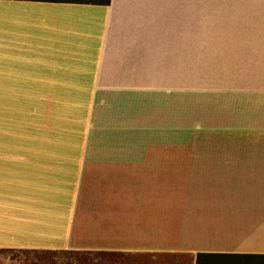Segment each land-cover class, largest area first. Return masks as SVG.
Returning a JSON list of instances; mask_svg holds the SVG:
<instances>
[{
  "label": "crops",
  "instance_id": "crops-1",
  "mask_svg": "<svg viewBox=\"0 0 264 264\" xmlns=\"http://www.w3.org/2000/svg\"><path fill=\"white\" fill-rule=\"evenodd\" d=\"M68 30L91 47L54 41ZM58 64L79 69L75 86L38 93L32 79ZM246 66H264V0H0V98L7 86L15 129L23 98V135L0 136V250L264 264V88L246 87ZM47 107L53 132L32 114ZM46 139L63 145L66 193L20 214Z\"/></svg>",
  "mask_w": 264,
  "mask_h": 264
},
{
  "label": "clouds",
  "instance_id": "clouds-1",
  "mask_svg": "<svg viewBox=\"0 0 264 264\" xmlns=\"http://www.w3.org/2000/svg\"><path fill=\"white\" fill-rule=\"evenodd\" d=\"M5 9L12 7L5 4ZM56 43L67 45L72 49H89L90 37L86 32H73L71 30L63 31L59 36L53 38ZM79 71L78 68L72 64H58L55 72H41L39 78L32 79V84L35 90L40 94L53 95L54 90L49 85V81L55 79L58 83L57 89H72L74 84V74ZM27 79V77H26ZM7 86L4 88V108L7 112ZM57 109L55 107L44 108L40 112H34L33 115H40L42 118H46L52 127L48 124H44L42 127L49 132L57 130L58 125L56 120L59 117L56 116ZM5 124H7V118L5 117ZM199 127V125H197ZM63 145L60 141L54 139H46L45 147H43L39 153L42 163L38 166L40 171L37 177V182L32 184L34 192L27 198L26 203L16 206L14 210L20 214H47L55 203L66 193L65 183L63 176L66 173L64 168L65 156L62 151ZM5 176L0 180L5 192L8 189L10 181L7 178V169H4ZM6 199V196H5ZM9 205L4 204V220L5 224L8 221Z\"/></svg>",
  "mask_w": 264,
  "mask_h": 264
},
{
  "label": "rangeland",
  "instance_id": "rangeland-1",
  "mask_svg": "<svg viewBox=\"0 0 264 264\" xmlns=\"http://www.w3.org/2000/svg\"><path fill=\"white\" fill-rule=\"evenodd\" d=\"M252 74L253 81L247 85V88H264V66H250L241 70L240 76ZM243 78V77H242ZM247 78V77H246ZM243 80V79H241ZM255 80V81H254ZM1 124H0V136L8 137L12 135V131H17V136H22L21 123L23 122V109L19 108L22 104L23 98H17L16 108L18 116L16 129L10 125V98L7 100V112H5L4 97H1ZM216 103V102H215ZM223 103V102H221ZM231 104H243V102H235L228 100ZM245 103V102H244ZM249 105H259V103L247 102ZM5 117L7 118V124H5ZM183 124L181 119H178V125ZM118 260V259H117ZM113 261L112 258H108V254H91V253H79V252H40V251H13V250H0V264H108ZM116 261V260H115ZM118 262V261H116ZM215 264V263H214ZM225 264V263H219Z\"/></svg>",
  "mask_w": 264,
  "mask_h": 264
},
{
  "label": "trees",
  "instance_id": "trees-1",
  "mask_svg": "<svg viewBox=\"0 0 264 264\" xmlns=\"http://www.w3.org/2000/svg\"><path fill=\"white\" fill-rule=\"evenodd\" d=\"M201 258H204V257H201V256H200V261H201Z\"/></svg>",
  "mask_w": 264,
  "mask_h": 264
}]
</instances>
